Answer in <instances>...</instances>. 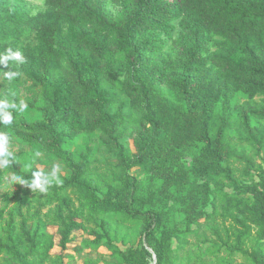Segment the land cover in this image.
I'll list each match as a JSON object with an SVG mask.
<instances>
[{"label": "trees", "instance_id": "16d2710c", "mask_svg": "<svg viewBox=\"0 0 264 264\" xmlns=\"http://www.w3.org/2000/svg\"><path fill=\"white\" fill-rule=\"evenodd\" d=\"M43 2L35 7L29 0H0V55L12 47L28 60L15 69L22 76L9 89L18 103L26 85L28 105L41 113L32 123L14 113V123L0 124V131L54 155L71 173L46 195L18 184L17 193L36 207L25 214L20 200L9 212L0 235L3 260L71 264L82 252L105 249L114 264H153L154 254L157 264H205L178 256L192 244L190 228L163 233L154 251L132 244L127 232L117 237L113 218L139 223L145 238L161 225L158 213L134 207L131 170L155 156L162 136L178 146L203 144L196 168L214 175V199L212 212L194 222H209L231 256L240 251L250 264H264V130L257 125L264 121V0ZM9 89H0V98ZM240 95L247 100L239 102ZM131 125L141 132L136 153L120 141ZM98 131L116 164L92 165L89 144L73 150L80 134ZM35 170H22L16 159L0 170V188L6 172L30 180ZM255 176L259 182L248 184ZM3 217L0 209V222Z\"/></svg>", "mask_w": 264, "mask_h": 264}, {"label": "rangeland", "instance_id": "374dc122", "mask_svg": "<svg viewBox=\"0 0 264 264\" xmlns=\"http://www.w3.org/2000/svg\"><path fill=\"white\" fill-rule=\"evenodd\" d=\"M35 7H42L44 0H29ZM108 9L114 14L119 15L120 9L112 3L108 4ZM179 28L173 33V38L179 34ZM171 42L166 46V50L170 51ZM10 84L0 77V89H9ZM21 99L28 104V97L31 93L26 85L21 86ZM262 96H258L254 101H260ZM239 102L243 103L247 97L240 95ZM29 106V105H28ZM21 117L32 123L41 118V113L35 108L29 106L27 111L21 114ZM257 125L264 130V121L258 122ZM141 134L138 125L127 127L120 141L127 146L132 153H136L135 138ZM100 132H95L92 135L80 134L73 146V150L82 151L89 144L93 148V153L90 156L92 165L103 164L105 162L117 163L110 153L102 146L100 141ZM202 146L199 141L176 145L168 142L164 137L158 139L155 156L148 160L146 165L136 166L131 170V173L137 178L135 198L133 205L135 208L143 211H154L161 217V225L149 238L141 236V226L137 222L124 220L123 218H113L112 222H117L118 232L117 237H123L124 233H128L127 239L132 244L142 243L143 246L151 245L152 250L160 247V238L163 233L181 230L184 231L190 228L192 231L188 237L192 244L185 250L178 253L181 262L192 261L198 257L205 261V264H250V259H245L242 252L237 251L234 255H230L229 251L221 245V242L216 241V236L212 232V226L209 222L202 221L198 225L194 222L201 216H206L212 212V200L214 196L212 189L214 188V175L207 169L201 167L196 168L198 160L202 159ZM240 149H246L251 152V147L245 144L239 145ZM13 150L16 153V159L22 170L30 171L27 165L31 164L32 169L43 168L45 171L50 170L54 163H59L62 166L61 179L71 173L64 162L54 155L44 151L40 147H32L21 140L13 142ZM39 150L43 156L34 159V152ZM172 173H177V176L170 178ZM10 172L5 173V177ZM259 177L255 176L253 180L248 181V184H257ZM18 184L12 185L7 179L5 184L0 188V209H4V217L0 222V235L5 236L6 222L9 219V212L14 208L16 203L22 200V210L26 213H32L36 207V202L33 200L28 202L22 198L21 193H17ZM48 208L43 209V213H47ZM17 222L20 218L17 217ZM51 231L55 227H50ZM99 229V228H98ZM124 250L127 247L118 243ZM172 248L177 247V241L172 240ZM255 245L254 241L247 244L251 249ZM59 248L55 249V252ZM264 254V245H263ZM153 255V254H152ZM153 258V262H154ZM157 262V259H156ZM114 264L113 259L105 249L94 251L92 253L82 252L71 264ZM0 264H7L3 257L0 256ZM157 264V263H156ZM169 264V263H166Z\"/></svg>", "mask_w": 264, "mask_h": 264}, {"label": "clouds", "instance_id": "9594fccd", "mask_svg": "<svg viewBox=\"0 0 264 264\" xmlns=\"http://www.w3.org/2000/svg\"><path fill=\"white\" fill-rule=\"evenodd\" d=\"M27 63L28 60L21 50H14L12 47H8L5 53L0 55V65L3 66V69H8L7 71L0 69L3 80L11 84L13 81L20 78L22 72L15 69ZM15 95V92L9 89L4 93L3 98H0V124L5 127H10L14 123V113L23 114L29 107L27 102L23 99L19 100L17 103ZM9 97L12 98L10 99ZM42 156L43 153L41 151L36 150L34 152V159L41 158ZM15 162L16 153L13 150L12 137L9 133L0 131V170L11 168ZM27 167L31 170L32 165L29 164ZM61 174V164L54 163L48 171H45L43 168L32 171L30 180L16 173H9L5 179L12 185L19 184L30 189L32 193L46 195L51 188L63 185Z\"/></svg>", "mask_w": 264, "mask_h": 264}, {"label": "water", "instance_id": "95a60500", "mask_svg": "<svg viewBox=\"0 0 264 264\" xmlns=\"http://www.w3.org/2000/svg\"><path fill=\"white\" fill-rule=\"evenodd\" d=\"M153 257H154V260H155V261L153 262V264H156V259H157V257H156L155 254L153 255Z\"/></svg>", "mask_w": 264, "mask_h": 264}]
</instances>
